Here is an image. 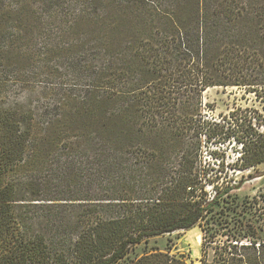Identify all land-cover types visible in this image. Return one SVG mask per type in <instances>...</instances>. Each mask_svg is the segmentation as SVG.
I'll list each match as a JSON object with an SVG mask.
<instances>
[{
	"label": "trees",
	"instance_id": "16d2710c",
	"mask_svg": "<svg viewBox=\"0 0 264 264\" xmlns=\"http://www.w3.org/2000/svg\"><path fill=\"white\" fill-rule=\"evenodd\" d=\"M218 86L264 102V0H0V264H189L131 253L197 226L201 264H264L225 171L264 162V104L205 113Z\"/></svg>",
	"mask_w": 264,
	"mask_h": 264
},
{
	"label": "rangeland",
	"instance_id": "374dc122",
	"mask_svg": "<svg viewBox=\"0 0 264 264\" xmlns=\"http://www.w3.org/2000/svg\"><path fill=\"white\" fill-rule=\"evenodd\" d=\"M75 44V43H73ZM72 46V43L70 44ZM61 71H66L61 69ZM74 77L65 75L58 78L57 82H65L71 85ZM71 82V83H70ZM44 85V84H43ZM74 87V85L72 86ZM48 91V97L41 93L42 90ZM36 90L32 99L37 102L39 99L58 103L60 93L64 90L56 84H50ZM59 95L56 96V93ZM62 97V96H61ZM63 98V97H62ZM54 99V100H53ZM203 100L205 113L218 116L220 113H229L235 107H258L262 108L263 101L257 99L254 93H248L238 87H213L204 91ZM64 102V101H63ZM228 156L226 157V169L230 175L237 180L240 187L235 191L237 195L236 204H228L227 213L230 214L233 222L241 220L247 227L252 225L257 228L258 235L264 236V162L248 169H234L228 163L235 161L237 152H235V143L227 144ZM208 148H206L207 150ZM206 158L212 163V172H219L223 169L219 161L211 157L207 152ZM211 192L212 187H208ZM203 231L197 226L190 230H180L173 233L156 235L138 244L131 253V257L142 256L145 253L156 251L170 252V254L184 255L189 264H201Z\"/></svg>",
	"mask_w": 264,
	"mask_h": 264
},
{
	"label": "bare ground",
	"instance_id": "6f19581e",
	"mask_svg": "<svg viewBox=\"0 0 264 264\" xmlns=\"http://www.w3.org/2000/svg\"><path fill=\"white\" fill-rule=\"evenodd\" d=\"M210 88H213V87H210ZM210 88H209V89H210Z\"/></svg>",
	"mask_w": 264,
	"mask_h": 264
}]
</instances>
